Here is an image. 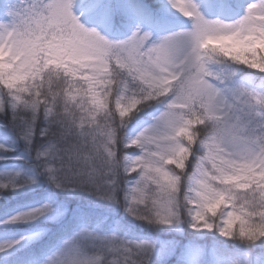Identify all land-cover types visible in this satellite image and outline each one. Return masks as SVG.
I'll use <instances>...</instances> for the list:
<instances>
[{
    "label": "snow or ice",
    "instance_id": "obj_1",
    "mask_svg": "<svg viewBox=\"0 0 264 264\" xmlns=\"http://www.w3.org/2000/svg\"><path fill=\"white\" fill-rule=\"evenodd\" d=\"M170 255L264 264V0H0V264Z\"/></svg>",
    "mask_w": 264,
    "mask_h": 264
},
{
    "label": "trees",
    "instance_id": "obj_2",
    "mask_svg": "<svg viewBox=\"0 0 264 264\" xmlns=\"http://www.w3.org/2000/svg\"><path fill=\"white\" fill-rule=\"evenodd\" d=\"M189 171H191V169H189ZM166 261V264H176L177 261V256H169V257H165L164 258Z\"/></svg>",
    "mask_w": 264,
    "mask_h": 264
},
{
    "label": "rangeland",
    "instance_id": "obj_3",
    "mask_svg": "<svg viewBox=\"0 0 264 264\" xmlns=\"http://www.w3.org/2000/svg\"><path fill=\"white\" fill-rule=\"evenodd\" d=\"M167 257H169V256H167Z\"/></svg>",
    "mask_w": 264,
    "mask_h": 264
}]
</instances>
